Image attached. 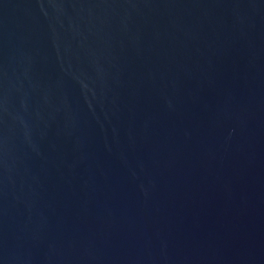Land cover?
I'll return each instance as SVG.
<instances>
[{"label":"water","instance_id":"1","mask_svg":"<svg viewBox=\"0 0 264 264\" xmlns=\"http://www.w3.org/2000/svg\"><path fill=\"white\" fill-rule=\"evenodd\" d=\"M0 264H264V0H0Z\"/></svg>","mask_w":264,"mask_h":264}]
</instances>
